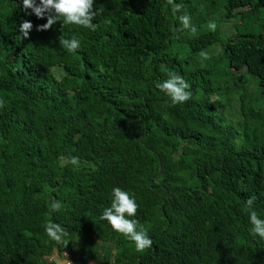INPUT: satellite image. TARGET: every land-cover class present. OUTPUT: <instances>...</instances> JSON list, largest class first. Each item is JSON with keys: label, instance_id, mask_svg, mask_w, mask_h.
Here are the masks:
<instances>
[{"label": "trees", "instance_id": "16d2710c", "mask_svg": "<svg viewBox=\"0 0 264 264\" xmlns=\"http://www.w3.org/2000/svg\"><path fill=\"white\" fill-rule=\"evenodd\" d=\"M174 2L176 15L167 0H94L95 30H37L46 19L0 0V264H264L245 206L254 195L264 218V0ZM184 14L195 31L174 30ZM231 19L229 36L209 27ZM168 73L190 99L155 87ZM113 187L135 198L150 248L101 219Z\"/></svg>", "mask_w": 264, "mask_h": 264}, {"label": "clouds", "instance_id": "9594fccd", "mask_svg": "<svg viewBox=\"0 0 264 264\" xmlns=\"http://www.w3.org/2000/svg\"><path fill=\"white\" fill-rule=\"evenodd\" d=\"M167 2L171 5L173 15L180 12L181 3L174 2V0H167ZM93 4L94 0H20V6L26 15H34L37 19H46L44 24L37 26V30H47L57 21H64L67 24L95 30L96 25L93 20L97 13L93 8ZM178 20L180 27H174L175 31L181 29L195 31V26L191 23L189 15H179ZM209 27L214 29L215 24H210ZM31 29L32 23L30 21H22L19 24L21 38L26 39ZM59 43L69 53L80 48V41L75 38L61 39ZM167 75L168 78L158 82L155 87L169 97L173 105L184 103L190 99L192 95L190 85L175 73H168ZM70 163L76 165L78 159L71 157ZM255 200L254 195L245 200V206L249 213V234L253 238L264 241V218L259 217L254 210ZM61 206V202L54 199L51 201L49 208L51 212H57L61 209ZM137 208L135 198L128 191L122 190L120 187H113L110 206L103 209L101 219L106 220L115 232L131 240L136 251L140 252L150 248L153 241L146 231L137 230L135 219H130L136 215ZM44 230L48 237L54 241L63 242L64 244L68 242L64 239L67 232L60 224L48 222L44 226Z\"/></svg>", "mask_w": 264, "mask_h": 264}, {"label": "rangeland", "instance_id": "374dc122", "mask_svg": "<svg viewBox=\"0 0 264 264\" xmlns=\"http://www.w3.org/2000/svg\"><path fill=\"white\" fill-rule=\"evenodd\" d=\"M259 15L262 16V18L264 19V12H260ZM215 21L216 22L214 24H215L216 27L218 26V28H219V30H220V32H221L223 37H225V35L229 36V35H231L234 32V30L232 29V24H231L232 19L229 20V22L228 21H221V20H215ZM219 72H221L220 69H217L214 73L216 74V73H219ZM242 72L245 73V69H242ZM256 72H258V71H256ZM215 74L213 76H215ZM243 76H244V79L250 80V83L252 84L251 91H252L253 97L258 99L257 106L261 107L262 106V101L259 100L261 98H259L258 92H257V86H256L257 79H256V77H253L249 73H245ZM226 83H229V81L226 82ZM232 93L234 95L232 96L231 101L235 104V106L233 108L235 110L236 108H238V93H237L236 89H234ZM228 96H229L228 93H223L221 97H228ZM89 263H92V261L89 262Z\"/></svg>", "mask_w": 264, "mask_h": 264}, {"label": "built area", "instance_id": "2783aa9c", "mask_svg": "<svg viewBox=\"0 0 264 264\" xmlns=\"http://www.w3.org/2000/svg\"><path fill=\"white\" fill-rule=\"evenodd\" d=\"M55 264H66V262L58 260V261L55 262Z\"/></svg>", "mask_w": 264, "mask_h": 264}]
</instances>
